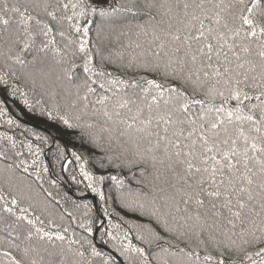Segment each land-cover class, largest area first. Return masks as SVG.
<instances>
[{"label": "snow or ice", "instance_id": "snow-or-ice-1", "mask_svg": "<svg viewBox=\"0 0 264 264\" xmlns=\"http://www.w3.org/2000/svg\"><path fill=\"white\" fill-rule=\"evenodd\" d=\"M141 8L159 19L145 27L112 16ZM121 38L119 50L108 47ZM128 73L139 75L124 78ZM4 95L19 96L28 112L89 146L99 174L75 147L71 156L103 204L93 219L89 203L72 201L84 209L78 227L87 235L65 245L69 228L59 230L47 200L37 212L26 195L31 185L14 187L8 165L0 264H115L89 239L94 225L127 264H264V0H128L119 7L108 0H0ZM8 102L0 99V121L19 129ZM9 149L34 157L16 168L36 167L37 180L48 173L38 144L0 131V158ZM67 151L56 146L65 169ZM109 169L115 174L105 176ZM106 179L113 182L107 195ZM109 201L140 219L118 213L114 223ZM132 229L144 246L132 242Z\"/></svg>", "mask_w": 264, "mask_h": 264}, {"label": "trees", "instance_id": "trees-1", "mask_svg": "<svg viewBox=\"0 0 264 264\" xmlns=\"http://www.w3.org/2000/svg\"><path fill=\"white\" fill-rule=\"evenodd\" d=\"M145 0H140V3L143 4ZM109 4H114L119 7L121 4H127L128 0H108ZM113 18L116 17H129L130 23L132 24H140L145 27H148L154 21L152 20L153 16H156L159 19L155 10H149L147 8H141L139 10H135L131 13L125 11H119L116 13H112ZM100 24L99 17L96 18V22L93 25L90 31V39L95 42L96 41V26ZM107 29L108 25H103ZM126 43L124 38H121V41L117 43L115 39L112 40L111 44L108 45L109 48L119 50L121 45ZM127 55V53H126ZM117 75H123L122 73H114ZM130 75H139L136 73H128L124 78ZM0 99H7L9 114L13 116L21 125L19 129L17 128H9L7 125L3 124L0 121V131H7L10 135L15 136L17 141L31 139L34 147L38 144L42 149V153L39 157V161L43 164H46L49 168L48 173H44L41 171V179L37 180L35 176L36 167H29V171L27 173L23 172L22 167L16 168L15 166L19 163L20 159H26L31 165V160L34 158L28 154L27 149H20L24 152V156L16 157L12 150L8 151V158H0V188H2L7 194L12 189L9 188L7 183V173L5 169L8 165H13V186L14 187H25L26 185H31V190L26 191V195L31 196L35 203L37 212L44 206L43 201L47 200L49 202L48 211H50L53 216L52 218L55 222L61 225L59 230L62 231L63 227H68L69 231L64 233L67 239L64 241L66 245L68 240L70 239H78L81 235H87V233L78 227V220L82 216L84 209H75L72 201L74 200L77 204L89 203L92 206V212L90 213L91 218L95 219L97 216L102 215L100 209L103 204L99 200V197L95 194L91 193L90 190L85 188V181H82V177L79 173V167L74 159L71 156V150L73 147L76 148L85 159L89 160V163L86 165L88 170H91L97 174L100 173V169L98 165L94 164L95 156L92 151L89 150V146L85 144L83 147L80 144L79 139L76 137L71 130L65 131L62 125L50 122L46 120V117L40 116L38 112L30 113L26 110V108L22 107V101L19 96L15 98L13 101L8 96H0ZM31 99V96H30ZM27 130V131H25ZM32 132L38 133L41 136L48 138V143L44 144L41 141H36L31 135ZM24 133V135H21ZM57 145H67L68 151L65 153L66 159L72 161L67 165L65 169L64 164L66 163L65 159H58L56 156V146ZM111 172V174H115L114 170H107L103 174L107 176ZM124 175H127L126 173ZM73 176H75V180H73ZM51 180H55L56 184L52 185L50 183ZM113 182L106 179L104 182V189L106 195L109 194L108 189L112 186ZM127 185V181H126ZM132 187H136L133 183ZM51 192L52 196H47V193ZM83 193V195H82ZM115 195L113 191L111 193ZM59 201V203H57ZM109 211L113 212L112 220L114 223H119L117 214H123L125 220L129 222H137L140 218L138 214L133 213H121V209L118 205L111 204L109 201ZM65 209L68 211H72L74 215L77 217V220L74 221L70 217L67 216ZM115 209V211H113ZM64 215V220H60V215ZM5 214H0L3 216ZM45 218V217H42ZM14 219V218H13ZM47 222V221H46ZM105 227H107V218H105ZM96 225H94V232L89 239L96 245L97 249L102 252L106 257L111 256L115 259V264H127L124 260V257L120 256L119 252L116 251L112 245L115 243L114 241H110L107 236L103 237V240L108 241V243L102 242L101 233L95 230ZM123 230H129V224H123ZM56 231V229H53ZM115 232V230H113ZM75 233V236H73ZM5 235V229L3 224L0 223V236ZM132 242L134 244L141 245L139 241L135 239V230H131ZM57 243H60L57 241ZM76 247V245H73Z\"/></svg>", "mask_w": 264, "mask_h": 264}]
</instances>
